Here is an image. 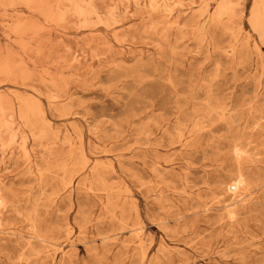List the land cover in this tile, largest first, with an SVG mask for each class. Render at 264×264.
<instances>
[{"label": "rangeland", "instance_id": "rangeland-1", "mask_svg": "<svg viewBox=\"0 0 264 264\" xmlns=\"http://www.w3.org/2000/svg\"><path fill=\"white\" fill-rule=\"evenodd\" d=\"M262 5L0 0V264H264Z\"/></svg>", "mask_w": 264, "mask_h": 264}, {"label": "bare ground", "instance_id": "bare-ground-1", "mask_svg": "<svg viewBox=\"0 0 264 264\" xmlns=\"http://www.w3.org/2000/svg\"><path fill=\"white\" fill-rule=\"evenodd\" d=\"M262 6H264V5H262ZM258 7V6H257ZM262 9H264V8H262ZM163 10V9H162ZM256 11H257V8H256ZM262 12H264V11H262ZM254 13V12H253ZM252 13V14H253ZM258 13V12H257ZM256 13V14H257ZM218 15V14H217ZM253 17V16H252ZM254 19H257V21H259V22H261L262 24H264V14H261V15H259L257 18L255 17ZM256 21V20H255ZM260 25V24H259ZM262 26H264V25H262ZM260 27V26H259ZM260 29V28H259ZM262 31H264V30H262ZM260 32V31H259ZM201 33V32H200ZM235 42V41H234ZM224 51V50H223ZM232 52V51H231ZM240 63V62H239ZM214 72V71H213ZM260 78V77H259ZM212 82V81H211ZM259 86V85H258ZM171 87V86H170ZM215 101V100H214ZM200 102V101H199ZM211 102V101H210ZM236 112V111H235ZM56 114V113H55ZM58 114V113H57ZM219 115V114H218ZM228 116V115H227ZM225 118V117H224ZM230 120V119H229ZM195 126V125H194ZM96 147V146H95ZM90 149V148H89ZM96 150V149H95ZM91 153V152H90ZM103 154V153H102ZM237 163V162H236ZM66 169V168H65ZM240 180V179H239ZM103 190V189H102ZM54 198V197H53ZM107 198V197H106ZM38 206V205H37ZM255 216V215H254ZM116 220V219H115ZM262 220H264V219H262ZM232 222V221H231ZM125 226V225H124ZM236 228H238V227H236ZM246 230V229H245ZM240 231V230H239ZM251 232V231H250ZM135 236V235H134ZM112 239V238H111ZM137 239V238H136ZM245 241V240H244ZM137 242V241H136ZM257 242V241H256ZM244 245H245V243H244ZM260 249V248H259ZM258 249V250H259ZM203 252H204V250H203ZM246 252V251H245ZM258 252V251H257ZM18 257V256H17ZM242 258V257H241ZM175 259V258H174ZM243 259V258H242ZM26 260V259H25ZM141 260V259H140ZM250 260V259H249ZM240 262V261H239ZM245 264V263H244Z\"/></svg>", "mask_w": 264, "mask_h": 264}]
</instances>
